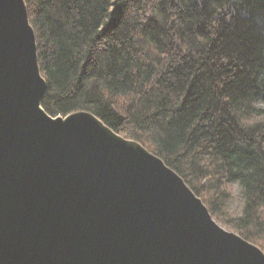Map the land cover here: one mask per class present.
I'll list each match as a JSON object with an SVG mask.
<instances>
[{
    "label": "trees",
    "instance_id": "obj_1",
    "mask_svg": "<svg viewBox=\"0 0 264 264\" xmlns=\"http://www.w3.org/2000/svg\"><path fill=\"white\" fill-rule=\"evenodd\" d=\"M52 117L87 111L264 251V0H25ZM107 90V94L105 92ZM239 180L247 200L225 211Z\"/></svg>",
    "mask_w": 264,
    "mask_h": 264
},
{
    "label": "water",
    "instance_id": "obj_2",
    "mask_svg": "<svg viewBox=\"0 0 264 264\" xmlns=\"http://www.w3.org/2000/svg\"><path fill=\"white\" fill-rule=\"evenodd\" d=\"M25 0H0V264H264L183 178L87 111L49 116Z\"/></svg>",
    "mask_w": 264,
    "mask_h": 264
},
{
    "label": "clouds",
    "instance_id": "obj_3",
    "mask_svg": "<svg viewBox=\"0 0 264 264\" xmlns=\"http://www.w3.org/2000/svg\"><path fill=\"white\" fill-rule=\"evenodd\" d=\"M105 92L107 94V90ZM253 107L264 109V100L254 101ZM237 123L242 128H254L256 125L264 124V114L257 115L253 113L249 117L239 119ZM225 187L234 197V200L225 211L234 212L237 209H242L247 200V189L245 186L239 180H236L228 183Z\"/></svg>",
    "mask_w": 264,
    "mask_h": 264
},
{
    "label": "rangeland",
    "instance_id": "obj_4",
    "mask_svg": "<svg viewBox=\"0 0 264 264\" xmlns=\"http://www.w3.org/2000/svg\"><path fill=\"white\" fill-rule=\"evenodd\" d=\"M234 200V198L230 201V203L232 202ZM229 203V204H230ZM240 212V209H237L236 211H234V212H231V213H236V214H238ZM213 219L216 221V219L213 217ZM219 223V225L220 226H222L223 228H225V229H227L228 231L230 230V231H234L231 227H227V225H224V223L223 222H219V221H216V223Z\"/></svg>",
    "mask_w": 264,
    "mask_h": 264
}]
</instances>
